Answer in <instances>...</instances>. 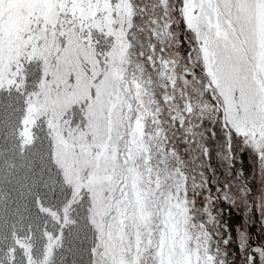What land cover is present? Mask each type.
Wrapping results in <instances>:
<instances>
[{
	"label": "snow or ice",
	"instance_id": "1",
	"mask_svg": "<svg viewBox=\"0 0 264 264\" xmlns=\"http://www.w3.org/2000/svg\"><path fill=\"white\" fill-rule=\"evenodd\" d=\"M142 13L173 124L210 112L264 159V0H0V264H216L151 166Z\"/></svg>",
	"mask_w": 264,
	"mask_h": 264
},
{
	"label": "rangeland",
	"instance_id": "2",
	"mask_svg": "<svg viewBox=\"0 0 264 264\" xmlns=\"http://www.w3.org/2000/svg\"><path fill=\"white\" fill-rule=\"evenodd\" d=\"M134 3L141 8L152 9L157 0H134ZM148 19L149 14L142 13L134 20V27L129 35V40L132 41L129 71L136 72L145 81V124L148 133L156 137L151 140L150 150L154 175L158 171L161 187L165 192L173 190L178 181L186 182L190 225H196L192 230L193 234H206L205 244L216 264H230L231 258L227 247L231 231L223 222L222 201L231 204L234 210H238L245 217L244 227H237L236 234L246 251V264H264V177L260 178L259 193L255 194L234 164V160H238V153L243 150L257 157L261 163L264 159L248 140L234 133L229 135L223 122L214 119L210 112L205 114L203 120L190 119L183 127L173 124L170 110L179 105L173 100L165 103L163 97L175 96L179 101L180 86H177L178 90L174 93L167 79L161 75L159 66L154 69L148 63ZM141 28L143 31L139 30ZM141 52L144 54L143 58L140 57ZM173 52L176 50L173 49ZM173 59L176 61V75L179 76L183 72V60L179 55H174ZM138 64L143 68L142 73L136 69ZM153 114L158 116L159 124L152 122ZM161 160L164 162L158 163ZM141 163H146L144 157H141ZM229 167L236 170V175L227 173ZM208 175L219 177L216 189H211L208 185ZM204 186H207L205 193L202 191ZM254 210L260 214L261 237L253 232ZM252 243L256 245L253 246ZM256 253L259 260L254 263Z\"/></svg>",
	"mask_w": 264,
	"mask_h": 264
},
{
	"label": "trees",
	"instance_id": "3",
	"mask_svg": "<svg viewBox=\"0 0 264 264\" xmlns=\"http://www.w3.org/2000/svg\"><path fill=\"white\" fill-rule=\"evenodd\" d=\"M178 138V134L176 135ZM238 160H234L235 166L241 171L243 179L247 182V184L254 190L255 194L259 193V181L260 178L264 177V162L261 163L257 157L252 156L247 151L243 150L239 153ZM227 173H231L236 175V170L232 167H229L226 170ZM219 182V177L209 176L208 175V185L211 189L217 188V183ZM203 192H206L207 186L202 188ZM222 218L223 222L228 225L231 234L229 236L227 247L230 253V264H246L245 255L246 251L242 248L241 244L237 238V227H244L245 225V217L243 214L239 213L238 210H234L231 204L222 201ZM252 219L254 222L253 232L261 237V230H260V214L258 211H253ZM252 245H256V243H252ZM258 255L257 253L254 255V263L257 262ZM246 261V262H245Z\"/></svg>",
	"mask_w": 264,
	"mask_h": 264
}]
</instances>
